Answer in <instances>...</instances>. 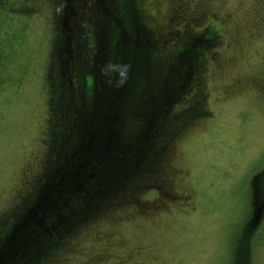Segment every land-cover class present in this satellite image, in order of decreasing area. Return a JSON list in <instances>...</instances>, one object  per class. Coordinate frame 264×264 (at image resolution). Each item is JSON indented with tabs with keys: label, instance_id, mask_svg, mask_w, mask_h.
<instances>
[{
	"label": "trees",
	"instance_id": "16d2710c",
	"mask_svg": "<svg viewBox=\"0 0 264 264\" xmlns=\"http://www.w3.org/2000/svg\"><path fill=\"white\" fill-rule=\"evenodd\" d=\"M42 13L52 27L41 61L43 151L29 155L0 211V264H79L72 258L95 227L117 229L181 200L175 157L212 117L210 76L236 62L223 54L242 39L211 0H0V70ZM249 16L261 33L264 12ZM258 89L264 97V81ZM248 194L260 210L237 235L232 264H254L264 171ZM115 234L105 235L108 250Z\"/></svg>",
	"mask_w": 264,
	"mask_h": 264
},
{
	"label": "rangeland",
	"instance_id": "374dc122",
	"mask_svg": "<svg viewBox=\"0 0 264 264\" xmlns=\"http://www.w3.org/2000/svg\"><path fill=\"white\" fill-rule=\"evenodd\" d=\"M256 2L211 0L215 9L231 15L232 27L242 39L237 48L223 54L236 62L210 76L212 117L185 137L175 157L179 170L175 188L181 200L117 229L95 227L94 238L83 242L72 263H89L94 255L104 253L108 257L99 264H232L237 235L252 209L260 210L251 205L248 191L253 178L264 171V97L258 89L264 81V29L257 33L249 16L264 12V4ZM43 14L25 23L27 35L10 44L7 69L0 70L4 85L0 90V211L14 196L23 164L30 166L29 155L43 151L45 62L41 61L47 59L52 30L47 25L50 18ZM41 39L44 50L38 51ZM111 232L116 233L110 243L114 247L108 250L105 235ZM256 233L261 241L254 264H264V220Z\"/></svg>",
	"mask_w": 264,
	"mask_h": 264
}]
</instances>
